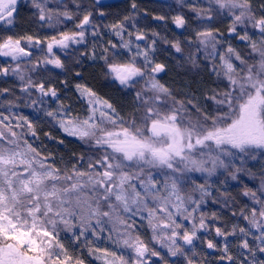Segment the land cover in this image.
I'll use <instances>...</instances> for the list:
<instances>
[{"label": "snow or ice", "instance_id": "1", "mask_svg": "<svg viewBox=\"0 0 264 264\" xmlns=\"http://www.w3.org/2000/svg\"><path fill=\"white\" fill-rule=\"evenodd\" d=\"M20 3L0 0V56L17 62L14 68L0 67V74L18 76L21 91L28 97L35 89L39 95L32 100L33 105L58 102L56 87L33 81L21 70L19 61L32 55L22 41L29 46L42 41L15 34ZM48 3L29 0L35 9L32 15L42 28L79 19V11H68L67 5L60 11L59 6L50 8ZM99 3L95 0L93 8ZM76 6L81 8L79 3ZM186 6L203 29L195 30L194 38L176 41L171 47L192 68L208 69L217 78L216 86L203 92V103L195 94L178 99L159 83L153 74L164 71L165 65L154 62V47L141 50L137 45L135 55L126 63L100 57L108 74L124 88L134 87L138 78L149 77L148 88L136 93L134 110L127 117L82 83H76L75 89L88 106L86 117L73 116L71 106L63 103H57L53 110L36 109L66 136L77 137L85 146V151L73 153L68 161L61 157L62 166H57L51 153L45 155L33 147L24 138L27 133L15 130L26 126L28 133L36 136L27 117H19L20 122L13 127L10 122L5 124L9 118L0 113V264H85L86 256L102 259L103 264H149L152 257L169 264L154 244L166 248L172 257H183L186 264H197L195 242L202 239L198 232L207 231L208 225L205 214L197 217L194 213L209 195L208 184L206 181L187 191L184 181L190 179L188 173L212 177L219 170L223 176L219 182L243 184L242 196L250 203L243 204L239 217L232 212L246 224L216 227V237L222 238V243L208 239L207 249L220 253L215 264H264V0H207V7L191 2ZM132 9H137L135 0ZM224 16L231 20L227 36L210 27ZM173 22L178 28L186 24L182 14L173 17ZM89 27H97L92 11L79 19L76 30L51 37L49 56L43 64L64 69L54 47L68 49L70 44H83ZM111 28L121 37L122 46L132 51L131 42H123L125 24L115 23ZM92 34L98 36L99 32ZM135 39L146 40V35L138 33ZM236 39L250 51L242 53L230 42L225 46V41ZM155 43L153 40L152 45ZM137 57H143L142 64ZM89 58L95 60V53ZM28 71H35V67ZM159 176L164 177L163 183ZM245 177L258 180V186L248 187ZM197 190L200 195L194 198ZM228 200L238 203L228 196L226 207ZM212 217L217 218L215 213ZM184 221H190L191 227ZM144 222L151 232L149 239L139 231ZM101 242L106 246L101 247ZM233 246L236 254L231 251ZM202 264L213 262L205 259Z\"/></svg>", "mask_w": 264, "mask_h": 264}, {"label": "trees", "instance_id": "2", "mask_svg": "<svg viewBox=\"0 0 264 264\" xmlns=\"http://www.w3.org/2000/svg\"><path fill=\"white\" fill-rule=\"evenodd\" d=\"M135 2L137 4V9L135 10L132 9L133 0L129 2H112L100 6L96 5L95 8H93L92 2L76 3H79L81 8L86 9V11L89 10L93 12V22L97 25V32H100L106 25L123 22L125 26L130 24L143 25L147 27L152 35L153 33L158 34L153 36L159 41L160 48L165 50L166 55L171 57L172 63L165 74L162 75L163 78L161 80H165L167 77L169 79V83H164L165 87L170 88L178 99L185 95L190 96L195 94L201 97V102L203 103V92L215 87L217 78L211 75L208 69L192 68L190 64H187L180 58L181 54L175 53V50L171 47V44L176 41L186 42L188 39L194 38L195 30L203 29V26L199 24L195 14L186 6V2H181L180 0H165L164 2H159L158 0H135ZM65 3L66 2H61L60 4L63 5ZM21 5H25V3L23 2ZM22 7L23 8H20V16L18 18V25L15 28V34L17 36L32 35L40 39L43 43L49 41L52 36L57 37L59 33L65 31L70 24H73L74 21H78L76 19L74 21L62 23L57 26L58 28H56V30L47 26L42 28L38 19L32 15L35 10L30 7V4L27 3ZM101 12L104 13L103 16L100 15ZM181 14L184 15L186 24L185 27H182L181 31H178L175 28L173 17ZM126 16H130L131 19L125 21L124 18ZM158 16H163L165 19H155V17ZM227 24L228 21L226 18L220 17L217 18L210 27L218 29L225 35V33H227L225 30L228 29L226 27H229ZM89 42L91 44H96L99 57L95 62H88L82 59L84 55L89 56L90 54L91 48L87 47L90 44L88 43L85 47L74 50L66 58H62V62L65 64V68L62 69V72L50 71L44 67L40 69L35 68V71H28V69H32V65H34L31 61L20 62L21 70L26 77L31 76L33 81L39 82L45 77L47 82L54 81L62 85L60 95L67 98L69 104L76 108H82L84 105L75 92V84L84 80L86 85L95 90L100 97L113 103L121 116L127 117L128 114L134 110L136 93L141 90H146L148 88L147 83L143 79H140L134 87L124 88L115 82L112 75L108 74L105 61L100 57L106 55L109 57L110 61L119 63H126L131 57H127L126 60L122 61L111 49L105 52V49H101L99 46V36L90 39ZM184 47L186 55L188 51L186 43ZM114 53L115 55H113ZM78 60L80 61L79 64H77ZM139 63L142 64L143 61ZM29 64L30 66H28ZM15 66L16 65L9 64V67L14 68ZM77 72L81 73L80 77L76 76ZM21 87L22 82L15 74L11 72L7 76L0 74V90L5 88L10 90L8 92H0V113H2L3 116H7L9 119H19V117L24 116L29 120L34 116L35 108L38 106L32 104V100L38 96L35 90L32 89V96L28 97L27 93L21 91ZM46 133L48 135H46ZM49 135L52 139H49ZM61 140H63L62 144L60 143ZM32 145L45 155L51 153L55 158L57 166H62L61 157L64 158V161H68L73 153L79 155L81 152L85 151V146L82 145L80 140L66 137L53 122H50L49 118H45L40 125L36 126V136L33 137ZM256 170H258V168L254 169V171ZM220 180H223V176L219 173L217 182L214 184L218 185V187H216L213 193L206 196L198 212V216L201 213L205 214V223L208 225L207 231L203 230L200 232V237L202 239L195 242L196 261L199 264H202L205 259L212 261L213 264L218 260L220 253L217 250L213 251L212 249L205 248L208 239L215 238V240H221L222 242V238L216 237V227L226 225L230 229L235 223H239L240 226L246 224L242 219L232 216V212H236L237 217H239L240 208L243 204L246 202L250 203L247 197L242 196L243 184L231 180H229L227 184H222L219 182ZM244 183H246L248 187H255L258 186L259 181H252L248 177H245ZM228 196L235 197L238 203L228 200V206H224V201ZM213 213H215L217 217L215 220H213L212 217ZM139 231L143 238H150L151 232L149 229L140 227ZM231 238L232 237H229V239ZM154 246L156 250L160 251L165 259L169 261V264L173 261H177V259L183 261V264H186L183 257L177 258L170 256L167 249L161 247L160 244H154ZM212 251L214 253H212ZM231 251L235 254L234 250ZM207 253H211V255H206ZM189 255H191V253H189ZM149 262L150 264H152V262H155V264H164V261L161 260L160 257H152ZM225 264H227V262H225Z\"/></svg>", "mask_w": 264, "mask_h": 264}, {"label": "rangeland", "instance_id": "3", "mask_svg": "<svg viewBox=\"0 0 264 264\" xmlns=\"http://www.w3.org/2000/svg\"><path fill=\"white\" fill-rule=\"evenodd\" d=\"M67 2L63 5H61L60 3L61 2H51V0H49V3H48V6H50V8H57V6H59V10L60 11H64L65 8H64V5H67V10L68 11H71L73 13H76L77 11H79V17L80 19H82V16L86 13V9H83V8H80L79 10L77 9V3H74L73 0H66ZM78 1V0H77ZM130 0H124L122 2H129ZM165 0H159V2H164ZM181 2H186V3H196L198 6H207V0H180ZM79 2V1H78ZM80 2H82V0H80ZM259 2V0H257V3ZM23 3V2H21ZM19 5L20 8H23L22 6H25L27 3L29 4V0H25V5ZM83 3H86V2H83ZM93 4L95 2H92ZM52 5V6H51ZM101 3H99V5L97 6H100ZM29 7V6H28ZM85 8V7H84ZM35 10V9H34ZM89 11V10H87ZM226 18V20L228 21V24L227 26H229V24L231 23V20L229 18H227L226 16H224ZM63 19V18H62ZM78 21H74L73 24H70L69 27L65 30V31H73V30H76V23L79 22V19H77ZM66 22H69V21H65L64 23ZM58 28V27H56ZM56 28H52L53 30H56ZM175 28L178 30V31H181L182 30V27L181 28H178L176 27L175 25ZM228 28V27H226ZM225 28V29H226ZM96 31L97 29H93L91 27L88 28V31L86 32V40L83 44H70L69 48L68 49H60L59 47H54L53 49V52L55 54V56H58L61 60L62 58H66L70 53H72L74 50L76 49H79L81 47H85L86 45H88L89 40L92 39V38H96L99 36L100 38V43H99V46L101 49H111L113 52L116 53V55L123 61V60H126L127 57H132L133 55H135V51H136V47L137 45H139L140 49L141 50H144L147 46H152L155 48V53L152 54L153 56V60L155 63H162L165 65V70L162 71V72H159V73H154L153 75L155 76V79L157 81H159V83H169V79L167 77V79L165 80H161L163 77L162 75L165 74L166 70L169 68V66L172 64L171 63V57H169L168 55H166L165 53V50L161 49L160 48V44H159V41L152 35L151 32L148 31L147 27L143 26V25H140V24H130V25H126L125 26V31L123 33V42L124 43H127V42H131V49L132 51H129L128 49L124 48L122 46V40H121V37L120 36H117L115 35L114 31L112 30L111 28V25H106L104 26L100 32H99V35L98 36H93V31ZM99 31V30H98ZM225 32H227V29L225 30ZM129 33H131V36L129 35ZM138 33H144L146 35V40H143V41H137L135 39V36L138 34ZM228 35V32L225 33V36ZM57 38H59V35L57 36ZM155 40L156 43L155 45H152V41ZM50 42V40L48 41ZM47 42V43H48ZM111 42V43H109ZM232 43L234 46L238 47V49L242 52V53H247L248 51H250V49H248L244 43H241L238 39L236 40H229V41H225V46L227 43ZM47 43L45 44V46L43 45V43L37 45L35 44L34 42L29 46L28 45V42L25 40L24 42H22V46H26V50L27 51H30L32 52L33 54V57L35 56L36 52L39 50V49H43L44 51V54H45V57H48L49 54L47 52ZM115 44L116 47L113 48L112 45ZM87 47H90V54L89 56H83L82 59H85L87 60L88 62H95L98 60V53H97V48H96V44H89V46ZM93 53H95L96 55V59L93 60V59H90L89 57L93 55ZM38 55V53L36 54ZM2 60V62H5V61H12L10 57H2L0 56V61ZM30 59H28L29 61ZM137 60L138 62L140 61H143V57H137ZM14 62V61H13ZM128 62V60H127ZM236 63H239L238 61ZM41 65L38 64V67H40ZM45 66V67H44ZM37 67V68H38ZM42 67L44 68H47L49 69L50 71H55V72H62V69H59V68H55L53 65H45L43 64ZM113 77V76H112ZM140 79H143L145 82L149 79V77H144V78H138V80ZM113 80L115 82H117L119 84L118 81H116L114 78ZM165 81V82H164ZM39 82H45L46 84H50L51 86H54L57 88L58 90V95L60 96V101L58 102H53V101H50L47 105H44V106H40L38 105L35 109H37L38 107H47L49 110H53L56 108L57 106V103H63L65 105H70L69 104V100L65 97H62L60 95L61 91H62V85L60 84H57L55 83L54 81H46L45 80V77L42 78ZM77 83H82V84H86V82L83 80L82 82H77ZM148 86V85H147ZM35 90V89H34ZM36 94L39 95V93L35 90ZM75 92L76 94L78 95L79 97V93L76 91L75 89ZM47 99V98H46ZM80 100V99H79ZM81 101V100H80ZM82 102V101H81ZM82 104L84 105V107L82 108H76L74 107L73 105H70L71 108H72V115L73 116H76V115H79L81 118H84L88 115V106L86 103L82 102ZM97 115H99V113H97ZM45 118H48L46 116H44L43 112H37L36 110L34 111V116L31 117L29 120L33 123V126L36 130V126L37 125H40L42 123V121L45 119ZM11 123L12 126L14 127L19 121V119H8V121H5V124L7 123ZM54 125L66 136V134L55 124V122H53ZM0 127H3L2 125H0ZM17 132H25L27 133V135L24 137L25 139H27L31 144H32V140H33V136H31L30 133H28V129L27 127L25 126L23 129H20V128H16L15 129ZM66 137H69V138H72V139H76V140H79L77 137H70V136H66ZM220 171L222 170H219L217 172L216 175L212 176V177H207L206 174H202V173H199V172H192V173H188L187 176L190 177V179H186L184 181V184H185V187H186V190L187 191H191L193 188H197L198 185H201V184H204L206 181H207V184H208V192L209 194L213 193V191L216 189V187H218V185H214L216 182H217V176L218 174L220 173ZM158 179L161 181V183H163V180H164V177L163 176H159ZM195 186V187H194ZM200 195V192L199 190H197V193L195 192L194 193V198H198ZM200 211V209H199ZM198 211V212H199ZM198 212L197 213H194V215H196L198 217ZM139 220H138V224H139ZM185 224V226L187 227H191V222L190 221H184L183 222ZM197 224H198V220H197ZM143 228H147V225H146V222H144V226ZM148 229V228H147ZM203 229H201L199 232H198V235L200 236V232H202ZM230 240H233L235 241V243H238V241H236L234 238H231ZM200 241V240H199ZM222 243V242H221ZM100 246L101 247H105L106 245L101 242L100 243ZM205 248H207V245H205ZM213 250V249H212ZM231 250H234L235 254H236V248L235 246L232 247ZM130 251V250H129ZM214 251V250H213ZM212 251V253H214ZM216 254V252H215ZM86 255V254H85ZM85 264H103V260H95L91 257H87L86 256V260H85ZM150 264V262H149ZM197 264H199L197 262Z\"/></svg>", "mask_w": 264, "mask_h": 264}, {"label": "flooded vegetation", "instance_id": "4", "mask_svg": "<svg viewBox=\"0 0 264 264\" xmlns=\"http://www.w3.org/2000/svg\"><path fill=\"white\" fill-rule=\"evenodd\" d=\"M80 2V0H78ZM76 0V2H78ZM124 0H100V3L101 5H104V4H108V3H112V2H122ZM159 1V0H158ZM21 2H25V0H21ZM51 2H67L66 0H51ZM82 2H95V0H82ZM24 42V41H22ZM48 42V41H47ZM43 43V45L45 46V44L47 43ZM30 52V51H29ZM32 53V52H31ZM38 53V55H36ZM36 56L33 57V54L31 56H26V57H23L20 61H28V59H30L29 61H31L34 65H32L33 67H35L36 69H40L42 68V65H43V61L45 59V54H44V51L43 49H39L37 52H36ZM28 61V62H29ZM39 62V63H38ZM16 61H5V62H2V60L0 61V67H9V64H12V65H16ZM38 64H40L41 66L38 67ZM30 66V64L28 65ZM38 67V68H37ZM45 67V66H44ZM5 76V75H3Z\"/></svg>", "mask_w": 264, "mask_h": 264}]
</instances>
